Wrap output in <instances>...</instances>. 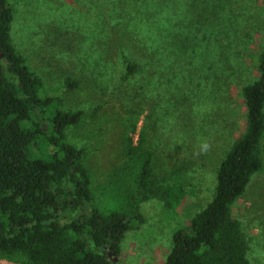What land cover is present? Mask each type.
I'll return each mask as SVG.
<instances>
[{"label":"rangeland","instance_id":"374dc122","mask_svg":"<svg viewBox=\"0 0 264 264\" xmlns=\"http://www.w3.org/2000/svg\"><path fill=\"white\" fill-rule=\"evenodd\" d=\"M220 1L217 13L216 0H9L11 42L41 95L83 113L66 141L83 151L95 204L130 209L129 143L141 132L154 178L178 192L170 207L157 198L139 205L143 223L110 254L114 264L164 263L172 235L212 201L216 170L244 133L241 90L259 76L264 0ZM262 161L230 209L248 264H264V149Z\"/></svg>","mask_w":264,"mask_h":264},{"label":"trees","instance_id":"16d2710c","mask_svg":"<svg viewBox=\"0 0 264 264\" xmlns=\"http://www.w3.org/2000/svg\"><path fill=\"white\" fill-rule=\"evenodd\" d=\"M216 1L218 13L225 3ZM11 19L9 0H0V260L114 264L110 254L143 223L139 205L157 198L170 207L178 192L154 178L150 157L140 150L141 132L136 147L129 143L137 161L134 190L124 202L130 209L103 211L95 204L83 151L66 141V128L83 113L62 111L56 99L41 95V80L11 42ZM256 66L257 80L241 90L245 130L216 170L214 197L172 235L163 264H248V243L230 209L263 168L264 46ZM127 68L136 71L134 64ZM65 86L72 89L76 82L66 80Z\"/></svg>","mask_w":264,"mask_h":264}]
</instances>
